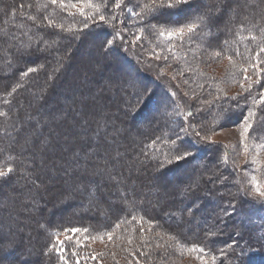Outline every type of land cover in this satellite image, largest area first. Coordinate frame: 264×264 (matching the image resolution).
Listing matches in <instances>:
<instances>
[{"label": "trees", "instance_id": "1", "mask_svg": "<svg viewBox=\"0 0 264 264\" xmlns=\"http://www.w3.org/2000/svg\"><path fill=\"white\" fill-rule=\"evenodd\" d=\"M85 1L91 2V6H85L83 15L80 12L78 14L66 12V5ZM7 2L0 0V45L8 44L11 49L7 50L3 46L6 54L0 57V68L10 71V64L15 65V68L10 80L2 85L0 83V112L5 114L0 116V166L2 169L11 168L13 171L6 178H0V186L6 184L8 189H11L14 194L26 198L27 202L22 204L19 210L13 212L6 206L1 207L0 203V218L4 214H11L12 219H16L15 229L18 232L13 231L12 235L16 233L18 245L26 243L27 236L33 237L38 258L32 262L27 259L16 262L17 257H15L5 263L0 260V264H61L56 240L59 235L66 238L62 246L63 254L69 258V264H94L95 260L89 257L88 248L79 241L81 234L95 235L118 230V237L124 233L129 235V232L134 233L133 236H135L139 234V228L147 224L152 226L154 231L158 229L164 235L168 234L182 245L183 249H203L202 252L200 251L202 254L200 256L203 258L215 257L223 264H264V230L261 231L260 228L264 226V203L247 197L244 193L233 194V190H242V187L236 180L237 177H234L233 173L226 168L228 166L231 168V165L223 162L222 155L226 159L229 158L227 150L220 151L214 147V144L204 142L199 137L192 135L180 136V146L188 147L193 152V157L187 161L166 165L165 169H161V171L158 169L153 172L154 174L152 173L151 176L155 177L162 193H156L153 189L147 188L142 176L132 174L128 178H137V184L130 185L128 192L131 197L130 201L124 199L122 200L123 207H113L107 213V220H101L103 216L100 218L99 216L90 217L87 213L79 215L80 218L65 214L48 216L41 210L42 217L48 225H44V231L37 230L36 227L34 230L32 227L30 228V222H27L30 214L27 211L32 210L34 201L33 192L28 186L32 185L33 181L37 182L39 172L36 171L38 166L20 154L24 148L21 141L26 136L31 123H26L22 117L23 114H17L16 108L19 105V100L20 102L25 100L24 102L28 103V106L31 104L36 108L44 107L43 105H46L49 100L48 96L56 97L54 87L59 88L60 85L63 86L62 84L67 87L73 84L69 68L80 63L79 61L71 62L66 53L72 49L74 40L83 45L92 40L91 42L101 49V54H105L104 58L116 54L119 56V60L136 68L138 72H142L141 68L127 56L125 51L120 48L116 51L114 46L110 51L101 47L106 39H124L130 48L131 44L136 41L135 44L139 47L136 52L142 54L143 51H147L151 56L157 52L165 55L167 42L158 34L146 31L147 26L135 15L141 11L145 3H150V0H121V8L115 7L116 0H62V2L58 0L55 5L51 3V0H8ZM106 3L107 8L104 7ZM98 6L101 13H111L115 16V20L109 24L99 23L96 12ZM183 12L185 14L179 16ZM88 16H95L97 23L88 20L89 27L84 29L83 22ZM197 16L203 17L202 23L196 19ZM186 17H191V20L187 22H195L199 25V31H194L190 36L186 34L184 38H176L175 42L178 44H174L170 51H178L176 46L180 45L185 55L191 54L194 59L199 57L198 53L208 62L214 61L212 54L225 59L227 61L225 70L228 74L219 80L220 86L236 87L240 91L235 96L221 97V100L216 99L212 103L213 107L210 108V111H206L205 115L200 113L197 117L200 120L198 129L202 131L210 127L214 129L216 128L213 127L214 125L221 126V123L223 126L231 124L240 126L242 120V118L239 120L240 116L246 114L247 110L251 108L255 115L250 121L253 125L250 136L257 139L255 132L256 134L261 133L259 135L263 134L259 129H256L257 126L264 130V110H262L264 105L253 103V98L258 100L260 91L264 89V72L259 76L256 75L257 70L264 69V53L260 52V48L264 47V0H192V4L186 7L161 11L152 17V20L153 23L155 20H159L161 23H175L183 21ZM117 33L120 35L117 36ZM137 36L141 39H136ZM41 51H44L42 61L32 64L37 58V53ZM258 53L259 58L256 59ZM202 57H200L201 60H203ZM200 59L195 63L200 64ZM144 61L146 62L148 59L144 57ZM41 62L43 63L41 64ZM171 64H175V61H172ZM253 64L257 65L256 70L252 68ZM29 67L35 68L36 71L28 76L22 75ZM175 67L178 69L177 64ZM245 68H247L246 73L243 71ZM121 74H123L122 71ZM142 76L147 77L152 86H149L141 78L140 82L129 86L130 92L127 89L124 90L123 97L130 95L129 93H132L133 90L137 94H142L147 89L153 94L142 107L136 103V95L127 97V101L124 103L127 110L125 109L124 115L128 117L129 121L134 119L133 116L137 118L146 112H154L160 103L156 102L157 96L154 91L159 88L161 90L163 83L155 81L147 74L143 73ZM245 76L251 77V94L245 91L250 83L245 79ZM198 77L205 83L202 86L208 87L202 96L211 99L213 95H221V92L218 91L220 88L215 86V77H211L212 80L208 76L204 77L201 73ZM162 89L161 103L164 104L159 110V112L162 110V114L149 119V121L155 120L156 127L148 128L145 137L137 142L138 155L144 159L145 165L140 163L139 166L131 167L130 171L133 168L137 170L150 167V165L156 166L165 161L173 151L170 141L176 139L180 127L173 126L174 123L176 124V119L173 107L175 101L170 93L171 89L166 92L163 87ZM47 90H49L47 96L42 97V92H47ZM98 97L99 93L90 102H87L89 100L85 98L81 102V105L84 106L81 111L83 114L79 113L83 116L82 120L90 122L95 130L101 123L96 121L95 109L99 111L104 107L102 96L100 95L96 100ZM203 98L205 99V97ZM209 103L211 104L210 101ZM56 105L60 107L59 102ZM186 113L187 115L190 113V116L194 114L191 109H188ZM103 116L106 115L103 114ZM105 118L103 117V119ZM132 126H137V124L134 123ZM65 127L66 125L63 124L57 131L60 130L64 135ZM157 127L158 129L155 130ZM15 129L18 131L17 134L13 133ZM97 143L98 140L95 145ZM71 145L73 144L71 143ZM183 167L190 168L187 181H184L181 176L173 177V174L181 171ZM203 170L210 171L209 177L200 178L198 185L190 184L189 178L194 180L197 172ZM168 175L167 180L166 176ZM94 190L96 193L104 191L102 194H107V191H101L102 189L94 188L92 192ZM152 195L157 197L161 195L163 203L156 208L150 207L149 197ZM63 202L68 205L74 204L71 200ZM233 204L236 207L235 212L227 215V212H232ZM180 213H182V217H179V221L175 222L176 215ZM196 217L202 219L194 232L185 224ZM237 218L241 220L240 224L237 222ZM3 219L0 234L9 235L5 230L8 229L9 221H13L8 218ZM172 221L176 224H173ZM43 223H38L37 226ZM246 223L249 226H246ZM32 225L36 226L35 221L32 222ZM121 227H124L122 231ZM71 229L79 231L74 233ZM11 251L8 249L5 252L8 255ZM46 252H48L47 255ZM73 252L78 255L73 256Z\"/></svg>", "mask_w": 264, "mask_h": 264}, {"label": "rangeland", "instance_id": "2", "mask_svg": "<svg viewBox=\"0 0 264 264\" xmlns=\"http://www.w3.org/2000/svg\"><path fill=\"white\" fill-rule=\"evenodd\" d=\"M7 1L5 0L6 3H8ZM89 3L91 4V2L85 1L75 4L77 8L83 6V9H85V6H88ZM229 7L232 8V6ZM77 8H72L71 4L65 6L68 14H78ZM180 14L179 16H183L185 13ZM159 37L167 42V44L165 43L167 47L165 55L157 52V54L153 53L151 56L147 51L138 54L136 52L138 47L135 44L136 41L131 44L130 48L126 44L127 41L115 38V50L118 51L120 48L125 51L127 56L138 64L137 66L141 68L142 72H138L136 68H132L129 64L119 60V56L116 54L104 58L105 54H101V49H98L91 42L92 40L84 45L74 40L72 49L66 53L71 62L79 61L80 63L73 68H69V75L73 77V84L67 87L65 84H62L63 86L60 85L59 88L57 86L54 87L56 97L54 95L48 96V102L43 105L44 107L40 106L41 109L36 108L35 105L32 107L31 104L28 106V103L24 102L25 100L23 102L19 100V105L16 108L17 114H23L22 117L26 123H31L26 136L21 141L24 148L20 151V154L29 158L35 166H38L36 171L39 172L37 182L33 181V184L28 186L33 192L34 201L32 210L27 211L30 214L27 222H30L29 226L30 228L32 227V230L36 227L37 230L41 229L44 231V225H48L47 221L45 222L42 217V211L48 216L51 214L52 216L65 214L74 215L76 218H80L79 215L82 216V214L87 213L90 217L99 216L100 218V216H103L101 220H107V213L113 207H123L122 200L124 199L130 201L131 197L128 195L130 185L133 183L137 184V178H128L132 174L142 176L147 188L153 189L156 193H162L155 177L151 176L154 171L159 169L158 164L137 170L133 168L130 171L131 167L139 166L140 163L144 164V159L141 155H138L137 142L145 137L148 128L156 127L155 120L149 121V119L162 114V110L159 112L164 104L161 103L163 99L162 87L165 92L172 90V92L170 90V93L175 101L173 107L176 119V124L174 123L173 126L177 125L180 127L177 132L179 136H196L204 142L214 144V147L220 149V151L222 149L227 150L229 158L226 159L221 154L223 162L231 165V168L230 166L226 168L233 173L234 177H237L236 180L239 181L240 187H242V190H233V194L240 195L244 193L245 196L264 203L256 195L257 188L264 191V130L257 126L256 129H259L263 134L259 135L261 133L256 134L255 132L256 139L250 136L252 128L244 137H241L242 128L241 125L237 126V124L236 126L234 124L223 126V123H221V126L214 125L213 127H216L214 129L211 127L204 131L198 129L200 121L197 118L198 115L200 113L205 115L206 111H210V108L213 107L212 103L216 99L221 100V97L235 96L240 93L236 87L220 86L219 80L228 74L225 70L227 61L212 54L214 61L208 62L200 53H198L199 57L194 59V56L187 52V55H185L180 45L176 46L178 51H170L173 49L174 44H178L175 42L176 38L174 37L170 40L167 36ZM125 44L126 46H124ZM3 46L0 45V57L6 54ZM4 47L7 50L11 49L8 44ZM37 54V58L32 64L42 61L44 51ZM144 57L148 61L145 62ZM198 59H200V64L195 63ZM172 61H175L178 69H176L175 64H171ZM9 66L10 71L9 69L3 70L0 68L1 85L10 80L13 75L15 65L10 64ZM57 66L60 67L59 64ZM83 66H85V69ZM121 71L123 74H121ZM143 73L155 81L163 83L161 90L159 88L154 91L157 96L155 100L157 103H161H159L161 108L158 104V109L154 112H146L143 116L137 118L133 116L132 122L124 115L125 109L127 110V106L124 103L127 101V97L136 95L137 92L133 90L126 97H123V93L126 89L130 92L129 86L140 82L141 78L149 86H152L151 81L147 77L144 78L142 76ZM200 73L204 77H210V79L216 78L214 83L216 88H220L218 89L221 92L220 96L213 95L211 99L202 96L208 87L202 86L205 83L199 79L198 75ZM48 91L42 92V97L47 96ZM97 93H99V97L100 95L102 96L104 102L103 109L99 111L95 109L94 112L96 121L98 123L101 122L98 126V136H96L97 129L95 130L90 122L87 123L86 130L80 127L85 122V120H82L83 116H81L83 114L81 111L84 107L81 102L85 98L89 100L87 102L93 101V97H97ZM56 102H59L60 107L56 105ZM188 109L194 112L192 116L189 115L190 113L187 115ZM91 110L93 111V107ZM77 112L81 115L77 116L75 114ZM103 114L106 116H103ZM103 117L106 118L103 119ZM222 118L224 119V117ZM241 118L242 115L239 120ZM132 123H136L137 126H132ZM63 124L66 125L64 135L60 130L57 131ZM113 129L119 130L117 135H113ZM157 129L158 127L155 130ZM16 132H18L16 129L13 130L14 134H17ZM197 132L199 135L196 134ZM46 139L48 144L44 145ZM97 140L98 143L95 145ZM32 150L33 152H31ZM74 152H79L81 156H89L90 167L87 174L82 175L76 172L71 176H67L62 170L61 165ZM215 161L222 163L219 160ZM81 163H83V160H81ZM0 170L7 171V168L2 169V166H0ZM209 172L205 170L197 172L198 174L194 180L189 178L190 184L196 183L198 185L200 178L209 177ZM189 173L190 168L183 167L181 171L173 174V177L181 176L184 181H187ZM166 177L168 180L169 175ZM41 179L43 180L42 182ZM94 188L96 190L102 189L101 191L105 190L107 194H102L104 191L102 193H96L95 190L92 192ZM88 189L89 191H86ZM160 196L152 195L149 197L150 207L156 208L163 203V199ZM64 200H71L74 204H65ZM26 202V198L24 199L23 196L14 194L11 189L6 187V184L0 186L1 207L6 206L13 212L19 210V207ZM180 203L182 205V202ZM182 213L176 215L175 222L179 221L178 219L182 217ZM12 217L11 214H4L0 218V226L4 220L3 218L13 221H9L8 229L5 230L8 231L9 235L0 234V260L5 263L9 259L17 257L16 262L20 260L26 261V259L29 262L35 261L38 257H36L37 252L33 244V237L27 236V242L18 245L16 233L12 235L13 231L18 232L15 229L16 219H12ZM201 219L196 217L185 225L187 228H192L195 232ZM237 219L240 224L241 220ZM33 221H35L36 226L32 225ZM41 222L44 223L37 226ZM175 222L172 221L173 224H176ZM246 226L249 225L247 224ZM122 228L124 227H121V231ZM260 228L261 231L264 230V226ZM118 233V230L101 232L95 235L83 233L79 241L88 248L89 257L95 260L94 264H223L210 257L201 259L200 249L196 248V251L190 248L183 249L182 245L178 244L175 239L173 240L168 234L164 235L158 229L156 231L152 230V226L148 224L140 227L139 234L135 236H133L134 233L129 232V235L124 233V236L118 237ZM109 234L112 236L111 240L108 238ZM56 240L58 251L61 249L64 251L62 243L66 241V238H63V235H59ZM15 241L17 243H14ZM8 249L12 251L7 255L5 251Z\"/></svg>", "mask_w": 264, "mask_h": 264}, {"label": "snow or ice", "instance_id": "3", "mask_svg": "<svg viewBox=\"0 0 264 264\" xmlns=\"http://www.w3.org/2000/svg\"><path fill=\"white\" fill-rule=\"evenodd\" d=\"M58 0H51L52 4H57ZM62 2V0H61ZM192 4V0H150V3H145L143 7L141 8V11L139 13H135V15L143 22L144 25H146V31L154 34H158L161 37L167 36L170 40L172 38H184L185 35H191L194 31H199V25L195 22H187L191 20V17H186L183 21L175 22V23H161L159 20H155L153 23L152 17H154L156 14L160 13L161 11H171V10H177L183 7H186L188 5ZM89 6L91 4L89 3ZM72 8H77L76 4H71ZM105 8L108 7L107 3L104 5ZM116 8H121V0H116L115 3ZM77 10L80 12L81 15L84 14L83 6L77 8ZM96 12L98 15V22L102 24H109L111 21L115 20V16H113L111 13L103 14L101 13L100 7L98 6L96 8ZM197 20L200 21V23L203 22L202 16H197ZM88 20H91L93 23H97V19L95 16H88V18L83 22L84 29H87L89 27ZM171 26V27H170ZM117 36L120 35V33L116 34ZM136 39H141L139 36ZM252 39H255V37H252ZM115 44V38L114 39H106V41L102 44V48H107L109 51L112 49V47ZM260 52L264 53V47L260 48ZM256 59L259 58V53L257 54ZM252 68L254 70L257 69V65L253 64ZM36 69L29 67L27 71L23 72L22 75L28 76L30 73L35 72ZM243 71L246 73L247 68L243 69ZM264 72V69H259L256 71V75L259 76L261 73ZM246 80H249V87L245 89L246 92L251 94V77L245 76ZM257 83L259 81H256ZM243 87V85H242ZM152 95V92L147 91L145 89L142 94H136V103L142 107L145 103V101ZM235 99V98H233ZM253 103L258 105H264V89H262L259 93V99L253 98ZM264 110V108H262ZM75 112V110H73ZM76 115H79V113H75ZM5 114L3 112H0V116H4ZM255 113L254 111L249 108L246 112V114H242V120L240 121L241 124V137H244L246 133L249 132V130L252 128L251 120L254 117ZM82 129L87 128V121L84 122L80 126ZM119 130L113 129V135H117ZM199 135V133H196ZM99 135V128L97 129L96 136ZM95 138V137H93ZM181 137L179 134L176 135V139H172L170 141L172 145L173 151L170 152V154L166 157L165 161L158 164V168L161 171V169H165L166 165H173L181 161H187L190 157H193V152L189 150L188 147H181L180 146ZM48 144V140L46 139L44 141V145ZM119 155V153H117ZM81 160H83V163H81ZM62 170L64 171L65 175L71 176L72 174L79 172L82 175L87 174L88 169L90 167V160L89 156H81L79 152H74L65 162L61 165ZM13 169L9 168L7 171L0 170V178H6ZM256 195H258L262 201H264V191L257 188ZM236 207L235 204L232 205V212H227V215H231L233 212H235ZM189 212H191V209H189ZM72 232H78V229H71ZM109 240L112 239L111 234H109ZM51 251V250H49ZM202 252L203 249H200ZM46 255L48 252L45 253ZM59 260L61 261V264H69V258H67L64 254L62 249L58 251ZM73 256H77L78 253L73 252ZM203 259V257H200ZM215 259V257H213Z\"/></svg>", "mask_w": 264, "mask_h": 264}]
</instances>
